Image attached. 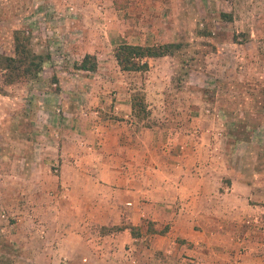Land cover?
<instances>
[{
  "label": "rangeland",
  "instance_id": "obj_1",
  "mask_svg": "<svg viewBox=\"0 0 264 264\" xmlns=\"http://www.w3.org/2000/svg\"><path fill=\"white\" fill-rule=\"evenodd\" d=\"M20 31L50 61L37 79L12 84L0 69V264H115L134 259L132 245L144 255L152 231L162 230L137 226L138 236H122L109 262L107 235L127 224H64L70 199L54 159L43 160L55 150L46 146L50 117L42 110L52 108L45 92L56 88L57 72L76 73L85 87L84 71L108 72L134 93L161 91V108L147 121L192 122L209 137L216 169L250 186L242 219H231L228 207L226 221L210 227V264H264V0H0V55L14 54ZM122 42L179 49L150 59L149 71L121 73L113 49ZM86 54L95 70L78 68ZM222 180L230 184L228 175ZM81 212L89 220L90 210Z\"/></svg>",
  "mask_w": 264,
  "mask_h": 264
},
{
  "label": "crops",
  "instance_id": "obj_2",
  "mask_svg": "<svg viewBox=\"0 0 264 264\" xmlns=\"http://www.w3.org/2000/svg\"><path fill=\"white\" fill-rule=\"evenodd\" d=\"M84 72L89 73L82 78L85 87L78 86L76 73L57 72L56 88L45 92L52 108L42 110L44 120L50 117L46 146L55 152L50 158L39 155L54 159L56 177L69 194L64 224L167 226L165 233L153 234L144 255L132 245L134 259L115 264H186V256L190 264H210V227L226 221L228 207L231 219H242L240 206L250 186L231 171L216 169L220 158L212 141L192 122L163 125L156 118L147 121L149 115L138 119L131 114L134 89L116 87L108 72ZM144 92L153 117L162 92ZM227 175L230 184L224 185ZM84 208L90 210L86 222ZM122 236L134 239L128 229L107 235L114 241L113 252L104 255L109 262L117 257L114 245Z\"/></svg>",
  "mask_w": 264,
  "mask_h": 264
},
{
  "label": "trees",
  "instance_id": "obj_3",
  "mask_svg": "<svg viewBox=\"0 0 264 264\" xmlns=\"http://www.w3.org/2000/svg\"><path fill=\"white\" fill-rule=\"evenodd\" d=\"M224 19H231L226 12L220 13ZM32 36L17 32L14 36V54L0 55V69L3 70L4 82L12 84L15 81L35 80L39 77L44 64L50 61L49 52H36L32 46ZM179 49L175 42H165L152 45H140L122 42L113 49L114 59L121 71H147L149 60L157 57L171 56ZM94 58L86 54L78 68L95 70L96 64L87 65V61ZM131 114L136 118H145L149 115L146 109L145 95L142 92L133 93L130 97ZM117 230L129 229L132 237L138 236V227L132 224L115 226ZM167 226L162 230H153L152 233H165Z\"/></svg>",
  "mask_w": 264,
  "mask_h": 264
}]
</instances>
